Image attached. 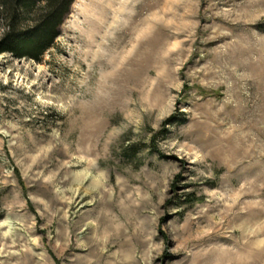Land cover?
Wrapping results in <instances>:
<instances>
[{
  "label": "rangeland",
  "instance_id": "rangeland-1",
  "mask_svg": "<svg viewBox=\"0 0 264 264\" xmlns=\"http://www.w3.org/2000/svg\"><path fill=\"white\" fill-rule=\"evenodd\" d=\"M0 264H264V0H75L0 55Z\"/></svg>",
  "mask_w": 264,
  "mask_h": 264
},
{
  "label": "trees",
  "instance_id": "trees-1",
  "mask_svg": "<svg viewBox=\"0 0 264 264\" xmlns=\"http://www.w3.org/2000/svg\"><path fill=\"white\" fill-rule=\"evenodd\" d=\"M75 0H0V55L42 61Z\"/></svg>",
  "mask_w": 264,
  "mask_h": 264
}]
</instances>
